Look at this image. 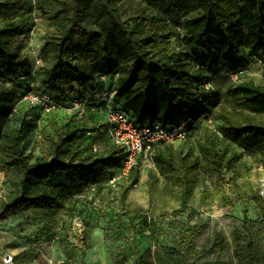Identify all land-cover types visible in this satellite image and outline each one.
Here are the masks:
<instances>
[{
  "label": "trees",
  "instance_id": "1",
  "mask_svg": "<svg viewBox=\"0 0 264 264\" xmlns=\"http://www.w3.org/2000/svg\"><path fill=\"white\" fill-rule=\"evenodd\" d=\"M25 1L0 0V169L10 183L1 196L0 209L21 207L52 222L63 211L72 214L67 201L74 182L85 191L87 184L96 187L95 181L110 165L119 171L122 149L111 143L101 154H86L83 145L91 133L75 121L77 113L69 114L62 123L52 119L41 129L36 153L34 145L28 148L29 123L23 119L17 128L8 126L13 107L23 95L11 79L27 77L32 69L29 61L20 59V44L28 42L34 27L33 21L24 17L30 12L22 8ZM141 1L153 8L164 2L176 14L185 15L180 43L170 39L173 35L161 32V22L155 17L145 13L122 15L114 0H63L69 12L55 14L47 21L39 54L49 57L51 63L42 71L39 90L55 91L48 92L55 99V94L69 92V103L77 98L83 104L82 112L85 103L75 94L89 98L93 95L94 105L103 114L98 94L109 88L114 91V100L136 122L171 126L186 119L188 136L198 128L214 98V93L209 96L203 89V84L211 81L210 75L244 71L254 63L253 56L264 54V0ZM227 94L237 99L241 108H221L219 137L206 129L201 145L203 152L209 153L207 168L215 176L235 171L233 156L228 155L230 145L247 150L264 147V71L261 83L239 80ZM198 96L200 101L196 100ZM172 146L157 145L149 156L161 172H170L181 184L182 204L187 212L194 180L186 175L189 165L176 161ZM136 168L126 179L133 180ZM57 176L60 180L53 181ZM234 179L235 176L230 179L233 185ZM253 198L263 212L261 196ZM142 223L154 231L153 222L143 217ZM242 226L248 241L237 250L247 253L246 264L259 263L264 259V219L255 221L244 215ZM69 248L83 252L85 247ZM185 250H167V260L162 264H182L183 260L174 253L184 257ZM38 256V249L28 248L14 255L9 264H27ZM132 258L126 262L118 254V263H155L149 251L140 254L135 249Z\"/></svg>",
  "mask_w": 264,
  "mask_h": 264
},
{
  "label": "rangeland",
  "instance_id": "2",
  "mask_svg": "<svg viewBox=\"0 0 264 264\" xmlns=\"http://www.w3.org/2000/svg\"><path fill=\"white\" fill-rule=\"evenodd\" d=\"M114 2L124 16L145 13L155 17L161 22L159 27L164 35L171 34L173 42H181L183 32L180 27L185 15L176 14L164 2L157 8L141 0ZM22 8L30 10L24 17L33 21L34 27L28 42L20 44V59L29 61L33 73L27 77L12 78L11 82L18 85L23 93L37 92L41 88L42 71L51 63V59L41 53L39 64H34L36 52H41L45 39L47 21L55 14L66 15L69 7L63 0H26ZM263 71L264 65L252 63L238 79L261 83ZM210 76H213L214 98L207 106V113L200 118L197 129L172 146L176 161L189 165L186 175L194 180L186 202L189 211L186 212L182 204L181 184L170 172H161L150 156L138 159L133 180L123 179L110 184L109 179L118 171L113 164L95 181L94 192L81 190L74 182L67 201L72 214L63 211L52 222L21 207L0 209V264H9L11 261H5L7 256L13 257L33 247L38 249L39 256L27 264H119L118 254H122L126 262H131L135 249L140 254L149 251L155 258L154 264H162V260H167L166 251L176 248H186L184 257L174 253L183 260L182 264H246L247 253L237 249L248 241L242 226L244 215L255 221L261 217L264 219V211L253 198L259 194L264 202V147L247 150L239 145H230L228 155L233 156L235 171L215 176L208 170L210 156L201 149L206 129H211L219 137V110L241 108L238 100L227 94L228 88L237 82L230 81L223 71ZM62 88L66 93V88ZM69 94H55L58 108L52 112L24 102L18 103L8 126L17 128L23 119L29 123L28 148L34 145L33 152L36 153L35 145L41 139L40 130L48 126L52 119L62 123L69 116L62 110L69 103ZM75 95L85 103L84 111L75 117V121L88 127L91 133L83 145L84 152L101 154L111 146L102 111L96 109L93 95L90 98L79 93ZM87 112L97 114L92 116ZM232 176H235V185L231 183ZM57 180H60L58 176L53 179ZM9 184L0 169V199ZM75 215L82 218L80 228L72 224ZM143 217L155 224L154 231L142 223ZM70 245L85 248L83 252L72 251ZM254 262L264 264V259Z\"/></svg>",
  "mask_w": 264,
  "mask_h": 264
},
{
  "label": "built area",
  "instance_id": "3",
  "mask_svg": "<svg viewBox=\"0 0 264 264\" xmlns=\"http://www.w3.org/2000/svg\"><path fill=\"white\" fill-rule=\"evenodd\" d=\"M253 59L254 63L264 65V54L253 56ZM39 61V52H36L34 64H39ZM243 72L244 71L228 73L226 76H228L230 81L238 82V76ZM30 73H33L32 69ZM106 78V76L101 77L102 80H106ZM203 89L209 96L214 93V88L210 80L203 84ZM98 97L104 105L103 116L106 123V132L109 135L110 141L113 145L122 149L120 169L118 173L109 179L110 184H115L117 181L126 179L131 169L139 165L138 159L146 156L149 157L155 146L181 142L187 136L188 121L186 119L180 121L177 125L171 126H163L157 122L152 124H140L126 112L121 104L114 100V91L112 89H103L98 94ZM196 100L200 101L201 97L198 96ZM21 102L30 106H37L45 112H52L58 108L56 99L52 94L40 90L37 92H24L13 107V111L16 110L17 104ZM82 108L83 104L81 101L73 97L69 106L64 108V112L67 114L77 113L78 116H80ZM95 188L94 184H87L85 191L94 192ZM72 224L76 228L82 227L83 222L81 217L79 215L73 216ZM11 260L12 257L10 256L5 258L6 262H10Z\"/></svg>",
  "mask_w": 264,
  "mask_h": 264
},
{
  "label": "crops",
  "instance_id": "4",
  "mask_svg": "<svg viewBox=\"0 0 264 264\" xmlns=\"http://www.w3.org/2000/svg\"><path fill=\"white\" fill-rule=\"evenodd\" d=\"M42 79H43V76H42ZM42 79H41V80H42ZM48 92L55 93V91H49V90H48ZM96 109H100V108H99V107H96ZM88 114L94 116V115L97 114V112H92V113H91V112H87V115H88ZM93 114H94V115H93ZM97 116L99 117V115H97ZM97 116H96V118H97ZM1 254H2V253H1V251H0V257H1Z\"/></svg>",
  "mask_w": 264,
  "mask_h": 264
}]
</instances>
